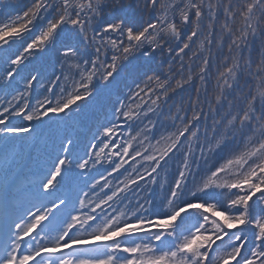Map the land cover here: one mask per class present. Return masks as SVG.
Returning a JSON list of instances; mask_svg holds the SVG:
<instances>
[{
	"label": "snow or ice",
	"instance_id": "obj_1",
	"mask_svg": "<svg viewBox=\"0 0 264 264\" xmlns=\"http://www.w3.org/2000/svg\"><path fill=\"white\" fill-rule=\"evenodd\" d=\"M258 38L264 0H0V264H264Z\"/></svg>",
	"mask_w": 264,
	"mask_h": 264
},
{
	"label": "trees",
	"instance_id": "obj_2",
	"mask_svg": "<svg viewBox=\"0 0 264 264\" xmlns=\"http://www.w3.org/2000/svg\"><path fill=\"white\" fill-rule=\"evenodd\" d=\"M11 2L13 4L18 5L19 7H24L26 5L29 4V0H11ZM148 15L145 14L144 19L148 20ZM223 23V17L220 18V21L217 23V43L214 44L211 48V53H209L208 50V46L205 45V48L203 49V54L204 56H209L211 55V57L213 58V67H212V75L210 77L209 83L207 85L208 90H209V94H213L214 92V84H215V74H216V68L217 65L219 64V62L221 60H223V56L220 55V53L217 51L218 47H219V36H220V32H219V27L220 24ZM186 39V37H185ZM204 39V36L199 37L196 40V43L192 45L191 50H186V55L183 56V61L186 65H191L193 63V60L190 59L193 57L194 53H199L200 49H199V44L200 41ZM19 47L18 45L14 46L13 49H11V51H15L16 48ZM223 55H228V49H227V43L224 44L223 47ZM245 58H248L249 55L251 57V60L253 61V69L256 68V66L260 63V60L262 57H264V50L261 49V39L258 38L252 45H251V52L249 53L248 51H245L244 53ZM157 59H161V57L159 56V54H157ZM167 59H171V57H167L165 58ZM43 58H41L40 60H36L33 62V64H30L28 67L29 69L32 68L33 66H40L41 64H43ZM196 64L201 63V61L199 59L195 60ZM180 64L181 61L179 58H176L175 63L172 65L176 71L180 70ZM168 64L167 62L164 63V68L165 70L167 69ZM198 71V69H196ZM223 70V69H221ZM27 71V70H25ZM187 75V69H185V76ZM180 77H177V79H179ZM241 84H244V80H241ZM251 86L253 87V89L255 88V81L251 82ZM204 84L199 81V80H195L194 84L189 85L188 87H186L183 91H178L176 93L175 96L172 97L171 100H169V105L175 104L177 107L180 106L181 101H183V103L185 104V106L188 103L189 98L191 97L192 99H195L196 96V89L200 88L203 89ZM245 90H247V87L245 88ZM43 91L41 89V86L39 84H37L35 86V89L32 93L31 96V102L34 104L36 102V100H39L42 98L43 96ZM239 94V92L237 93ZM201 96L203 98V94L201 93ZM11 97H5V95L3 94V92H0V100H5V99H10ZM257 108H259V105H257ZM90 110L95 112V118L90 122L91 124V130L87 132L88 137L90 138L91 135L96 132L97 127H99L101 124L106 123V119H110L111 116L109 114L108 111V106L103 103L102 101H98L92 105H90ZM173 112H175V108H173ZM189 116H191V112L188 113ZM125 132L127 134V130L125 129ZM27 169L24 171L26 172ZM231 264H235V262H231Z\"/></svg>",
	"mask_w": 264,
	"mask_h": 264
}]
</instances>
